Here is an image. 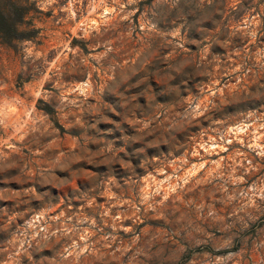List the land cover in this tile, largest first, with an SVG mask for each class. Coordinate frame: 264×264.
I'll use <instances>...</instances> for the list:
<instances>
[{
	"label": "rangeland",
	"instance_id": "1",
	"mask_svg": "<svg viewBox=\"0 0 264 264\" xmlns=\"http://www.w3.org/2000/svg\"><path fill=\"white\" fill-rule=\"evenodd\" d=\"M29 2L35 11L27 20L37 33L11 44L0 40V75L9 80L14 90H19L18 98H32L36 131L30 132L29 140L17 141L15 153H8L9 160L5 162L15 167L0 172V189L23 192L34 187L35 193L32 198L23 196L28 203L19 205L11 199L0 200V229L14 214L27 212L14 221L23 226L33 215L47 211L45 220L56 216H95L105 232H112L107 227L113 222L111 218L124 212L127 215L120 219L118 235L125 245L135 247L133 233L141 239L164 234L175 246L173 256L178 264H262L264 200L260 196L264 195V157L258 153L264 151V128L241 132L238 140L243 144L234 140L226 151L211 156L199 145L222 135L226 127L264 117V71H258L257 64V54H264V0H213V4L188 0L187 7L181 0L183 14L177 15L173 10L148 36L140 28L135 32L110 28L105 39H93V33L86 40L78 37L88 22L99 24L103 9L95 5L90 8L89 0L72 4L71 13L64 11L68 0H57L46 11L38 7L42 0ZM155 4L156 0H143L141 13ZM141 13L134 17L138 25ZM249 14L260 21L255 41L236 30ZM177 29L178 36L171 34ZM32 45L41 58L25 61L23 49ZM106 45L115 48L112 63L123 65L124 74H128L131 64L129 83L134 87L105 89L81 105L78 101L84 97L77 96L72 88L92 83L95 91L96 85L106 79L108 65L101 59ZM142 56L147 59L139 63ZM177 68L181 70L176 71ZM206 73H214L215 79ZM214 86L221 90L239 86L242 91L235 96L225 92L227 102L214 97V106L204 116L186 120L190 113L188 98L207 101L209 97L202 90L211 91ZM248 112L255 116L246 118ZM142 122H148V126ZM254 131L262 138L253 139L250 134ZM237 150L247 160L235 156ZM194 151H199L200 156L188 158L187 154ZM234 157L237 168L233 174L222 166V176L215 172L208 175L212 166L207 161L220 160L222 165H231ZM183 158L189 162L180 165L178 175L187 176L192 166L201 162L207 171H197L184 190L171 193L154 211L141 206V214L132 218L134 214L127 205L118 210L115 201L110 203L106 192L109 181L114 180L119 186H111L113 193L136 201L138 189L130 182L153 175L163 181L166 177L157 170L164 167L166 174L171 175L175 171L172 161ZM241 162H250L251 166L245 168ZM37 169L46 174L50 170L53 182L42 183L35 176ZM30 173L33 178L26 179ZM235 177L242 179L237 181ZM250 196L255 206H248ZM90 201H94V207H88ZM105 208L110 211L101 221L99 213ZM71 222L74 224L75 220ZM62 225L60 221L53 227ZM181 229H187L185 235L193 241L187 251L180 238ZM14 231L15 227L0 231V247L6 246L9 232ZM31 255L35 264H48L55 257L51 248ZM4 259L6 254L0 256V260ZM143 259L138 257L133 264ZM20 264L31 262L25 256Z\"/></svg>",
	"mask_w": 264,
	"mask_h": 264
},
{
	"label": "clouds",
	"instance_id": "2",
	"mask_svg": "<svg viewBox=\"0 0 264 264\" xmlns=\"http://www.w3.org/2000/svg\"><path fill=\"white\" fill-rule=\"evenodd\" d=\"M57 0H42L38 5L42 10L46 11L49 6L56 4ZM69 6L64 11L71 13L72 4L83 3V0H68ZM208 4H213V0H207ZM217 3H222V0H217ZM143 0H89V7L93 5L97 8L103 9L100 17L99 24L95 22H88L87 27L83 30V35L78 39L86 40L89 36H93V39H105V34L109 32L110 28H120L125 32H135L137 28H140L145 36L155 33L157 30V24L162 19L172 14L173 10H176L177 15L183 14L181 0H156L154 6L148 7L147 12L141 13V6ZM185 7L188 6V0H184ZM247 11V10H244ZM137 13H141V24L134 22V17ZM149 14L151 19H149ZM206 19H210V16H206ZM72 19V16H69ZM155 21V22H154ZM260 27V21L257 16H251L249 14L242 25H238L236 30H239L246 35L250 36L253 41L257 38V30ZM103 28V31H101ZM179 35L178 29L173 33ZM31 43V42H26ZM35 45L32 47L23 49V58L28 61L29 58L40 59L41 54L33 51ZM115 48L110 45L105 46V52L101 56L104 63L108 65L106 72V79L96 85V90L93 91L92 83L81 84L79 88L73 86L72 91L77 96H83L84 99L78 101L79 104H87V98L98 96L103 93L105 89L119 88L120 86L134 87L129 83L132 75L131 64L129 65L128 74L123 73L124 66L113 64V55ZM207 54V49H205ZM251 58V57H249ZM95 59V58H94ZM147 59L146 56L138 58L139 63H144ZM258 71H264V54H257ZM101 67H103L101 65ZM242 68L244 66L242 65ZM59 70V69H57ZM177 68L176 71H180ZM233 71H239L233 69ZM29 73H25L28 75ZM215 79L214 73H206ZM246 74V70L241 73V78ZM55 75V73H54ZM231 76V72H230ZM239 83V80H238ZM62 91V89H60ZM177 91H179L177 89ZM205 95L209 97L207 101L199 100L195 97L188 98V105L190 109L189 116L186 120H195L201 116H204L206 112L210 111L214 106V97L222 98L227 102L224 93L227 92L233 96L238 94L242 89L239 86H232L221 90L215 86L211 91L202 90ZM19 90H14L9 82L3 75H0V172H6L8 169L15 167L13 163H6L9 160L8 153H15L17 151V141L29 140L30 132L36 131L35 129V116L31 110V97L19 96ZM45 96H51L52 93H44ZM61 100L65 97L61 95ZM76 103V101H73ZM98 111V109H93ZM255 113L248 112L246 118H252ZM144 127L148 126V122H142ZM217 123H224V121H217ZM259 130L264 128V117H259L251 120V123H239L236 127H226L222 135H218L213 140L207 143L201 142L200 147L204 148V151L211 156L218 151H226L227 145L232 144L234 140H238L241 132L248 133L249 129ZM235 134V135H233ZM253 139L259 140L262 137L257 135L256 132L250 134ZM7 137V139H5ZM219 141V142H217ZM243 144L242 140H238ZM249 147L258 148V144H249ZM22 147V144L20 145ZM259 156L264 157V151L258 153ZM200 156L199 151H194L187 154V157ZM235 156H244L247 160V156L239 150L236 151ZM188 158L180 159L179 161L173 160L172 164L175 166V171L171 175H167L165 168L161 167L157 170L159 175L165 176V180H157L155 175L146 176L142 181L130 182L135 186L137 191V200L129 201L118 196L112 192L111 186H117L114 180L109 181V187L106 192L109 196L110 203L115 201L114 206L119 210L121 205H127L130 213L134 214L132 218H136L135 214H141V206L146 210H155L158 205H163L169 198L171 193L177 191V189L184 190V186L188 184L191 177H193L197 171L205 170V163L193 165L192 169L188 172L187 176L178 175L180 172V165H186L189 162ZM203 161V157H201ZM212 166V171L208 172L211 176L212 172H215L217 176H222L223 172L219 171L222 166L231 169L230 175L236 171L237 160L233 158L231 165H222L220 160L207 161ZM241 166L247 168L248 164ZM128 167H131L128 165ZM35 176L41 179V182L51 183L55 179L51 176L50 170L47 172L36 170ZM33 174H29L26 179H32ZM237 181L242 177H235ZM175 181V183H173ZM67 183V181L63 182ZM35 193V188H27L23 192H11L10 190L0 189V200H14L17 205L21 203H28L27 200H23V196L32 198ZM256 193H253L255 196ZM160 197L159 200L156 198ZM42 199V197H36ZM260 199L264 200V195L260 196ZM248 206H255L253 198L249 197ZM88 207H94V201H90ZM110 209L105 208L99 213L100 220L103 221L108 217ZM27 215V212L14 214L4 225L0 231L8 232L10 228L15 227L14 232H9L10 239L6 241L5 247H0V256L6 254V259L0 260V264H20L21 257H28L31 264H35L32 260V252H41L45 248H51L55 253V257L48 262V264H133L137 261L138 257H143V260H139L138 264H178V260L173 256L175 246L169 242L168 236L164 234H152L151 236L141 239L140 236L133 233L132 240L135 242V247L132 244L125 245L118 235L121 228L120 219L127 214L120 213L119 217H112V223L107 227L112 228V232H105L100 223H98L95 216L81 215L73 218L66 216L50 217L45 220L47 211L41 212L38 215H33L32 219L25 222L23 226H17L14 221L20 217ZM71 220H75L73 224ZM63 221L62 226L53 227L54 224H59ZM40 222L44 223L43 227H40ZM125 231H131L125 229ZM187 229L180 230V238L184 241L187 248H191L192 239L185 235ZM131 254V255H129ZM231 255V254H230ZM264 255V254H262ZM191 264V262H189ZM264 264V261H262Z\"/></svg>",
	"mask_w": 264,
	"mask_h": 264
},
{
	"label": "trees",
	"instance_id": "3",
	"mask_svg": "<svg viewBox=\"0 0 264 264\" xmlns=\"http://www.w3.org/2000/svg\"><path fill=\"white\" fill-rule=\"evenodd\" d=\"M35 6L29 0H0V40L11 44L33 38L37 30L27 20Z\"/></svg>",
	"mask_w": 264,
	"mask_h": 264
}]
</instances>
